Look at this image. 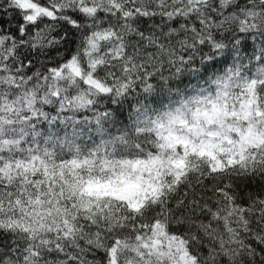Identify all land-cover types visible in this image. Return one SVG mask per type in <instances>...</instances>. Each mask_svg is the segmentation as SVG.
Wrapping results in <instances>:
<instances>
[{"label": "snow or ice", "instance_id": "obj_1", "mask_svg": "<svg viewBox=\"0 0 264 264\" xmlns=\"http://www.w3.org/2000/svg\"><path fill=\"white\" fill-rule=\"evenodd\" d=\"M0 264H264V0H0Z\"/></svg>", "mask_w": 264, "mask_h": 264}]
</instances>
